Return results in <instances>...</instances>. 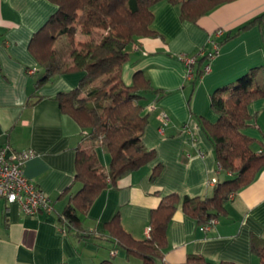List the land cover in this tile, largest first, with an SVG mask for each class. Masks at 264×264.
Listing matches in <instances>:
<instances>
[{"label": "crops", "instance_id": "0c3cea01", "mask_svg": "<svg viewBox=\"0 0 264 264\" xmlns=\"http://www.w3.org/2000/svg\"><path fill=\"white\" fill-rule=\"evenodd\" d=\"M153 27L160 35L142 36L128 46L129 57L122 66V79L133 81L136 70L150 78L158 93H145L141 99L148 112L142 141L155 149L156 158L123 174L115 185L102 189L81 213L82 224L96 233L78 239L58 225V212L69 198L66 191H77L75 182L78 146L95 148L105 170L111 155L79 123L61 110L56 95L82 85V71L56 75L39 84L44 73L31 52L32 36L57 10L51 0H0V147L9 152L32 150L24 163V172L52 199L51 210L34 216L25 214L18 202L0 196V264H100L112 259L116 264H142L107 237L106 222L118 213L124 227L137 238L148 236L152 209L163 196L177 192L205 196L214 192V182L223 174L212 142L202 129V120L215 121L211 95L219 87L235 80L251 66L264 62V20L223 43L212 59L209 72L195 80L188 77L187 58L198 56L195 68L211 59L201 57L214 50L216 29L233 33L245 22L264 12V0L225 2L198 19L183 20L180 7L162 0L151 5ZM80 30V27H78ZM81 31V30H80ZM163 34V36L161 35ZM80 40L87 39L81 31ZM66 55L68 49H66ZM65 55V56H66ZM31 101H34L32 104ZM168 114L161 130L160 114ZM253 114L245 132L264 146V97L250 105ZM184 123L188 130H182ZM162 162L156 179L153 166ZM230 177V172L224 174ZM186 214L181 205L161 232L168 243L164 259L173 263L198 253L211 261L231 260L239 264H264L252 249L255 236L264 238V167L247 185L241 187L226 204V212L207 229ZM88 256L92 260L87 262ZM131 261H134L131 262Z\"/></svg>", "mask_w": 264, "mask_h": 264}, {"label": "trees", "instance_id": "16d2710c", "mask_svg": "<svg viewBox=\"0 0 264 264\" xmlns=\"http://www.w3.org/2000/svg\"><path fill=\"white\" fill-rule=\"evenodd\" d=\"M57 10L31 38L29 48L44 68L38 83L43 84L64 72L82 71V85L56 95L62 111L69 113L88 134L111 155L110 169L100 164L95 148L78 146L76 152L75 182L77 191L65 190L69 198L58 212V225L78 239L87 238L96 232L86 228L80 216L87 212L97 194L110 184L138 167L154 161L156 152L142 141L143 130L149 114L141 99L145 93L162 95L142 70H136L133 81L126 84L122 79V66L128 60L130 44L142 36L160 35L153 27L155 17L151 5L162 0H51ZM180 7L183 20L198 22V19L218 5L233 0H165ZM264 12L254 16L233 33L224 30L213 40L217 49L201 57L211 59L223 43L234 38L256 24L262 23ZM71 23V24H70ZM88 36L87 40L75 41V25ZM69 36L71 49L68 55L60 54L55 46L57 37ZM163 36V34H161ZM106 51V58L99 51ZM200 58L191 64L195 80L206 72L205 65L195 68ZM107 66L108 77L100 84L93 79L101 68ZM103 77V76H102ZM102 83V84H101ZM264 97V62L251 66L235 80L219 86L211 95V106L217 113L215 121L202 120V129L214 146L218 170L223 175L216 178L212 195L183 198L177 192L162 197L158 207L150 216L151 233L137 238L121 222L119 214L106 222L107 237L114 248L141 259L142 264H239L231 260L211 261L198 253L188 254L183 262L173 263L164 259L168 240L160 228L172 217L181 201L183 211L195 218L199 224L210 222L226 212L230 196L249 184L264 167V146L253 147L255 139L245 132L253 114L251 103ZM104 100V101H103ZM33 104L34 101H31ZM162 162L153 166L151 178L156 179ZM230 172V177L224 174ZM53 207V203H52ZM52 209V208H51ZM50 209V210H51ZM48 211V210H44ZM38 214V213H37ZM33 214L31 216H34ZM252 249L264 262V238L255 236ZM65 264V263H58ZM100 264H116L112 259Z\"/></svg>", "mask_w": 264, "mask_h": 264}, {"label": "built area", "instance_id": "2783aa9c", "mask_svg": "<svg viewBox=\"0 0 264 264\" xmlns=\"http://www.w3.org/2000/svg\"><path fill=\"white\" fill-rule=\"evenodd\" d=\"M217 33H221L223 29H218ZM217 49L218 44L215 43ZM211 58L214 57L212 53ZM194 57L187 58L186 62L189 66L188 77L194 76L191 64L194 62ZM211 69L209 64L205 65V70ZM168 114L164 111L160 114L161 130L167 123ZM188 124L184 123L182 130H188ZM8 146L0 147V196L5 197L10 202H18L25 214L33 215L44 210L52 208V199L46 192L41 190L32 180H30L24 172L25 161L34 155L32 150H20L9 152ZM212 182L216 178L211 179ZM234 194L230 197L232 198ZM217 222V218H212L210 222L201 225L202 229H207ZM148 236L151 233V226L146 229Z\"/></svg>", "mask_w": 264, "mask_h": 264}, {"label": "rangeland", "instance_id": "374dc122", "mask_svg": "<svg viewBox=\"0 0 264 264\" xmlns=\"http://www.w3.org/2000/svg\"><path fill=\"white\" fill-rule=\"evenodd\" d=\"M71 24V23H70ZM75 25V24H74ZM75 41L76 43L78 41H80V38H84V37H81V26L80 25H75ZM78 27H80V30H78ZM83 33V32H82ZM85 34V33H84ZM87 39H88V36H87ZM85 39V40H87ZM55 46L56 48L59 50L60 54L62 55H66V49H68V54L70 52V49H71V44H70V39H69V36H67L66 34H63L59 37H57V39L55 40ZM67 54V55H68ZM99 56L100 57H104L106 58V51L105 50H100L99 51ZM107 66L104 65L103 68H101L100 72H98V74L95 75L94 79H93V83H98L100 84V81L102 82V79L105 80L104 78H107L108 77V73L106 72L107 70ZM103 76V77H102ZM106 82V80H105ZM102 84V83H101ZM104 101V100H103ZM90 260H92V257L91 256H88V260L87 262H89ZM134 263V261H131Z\"/></svg>", "mask_w": 264, "mask_h": 264}]
</instances>
